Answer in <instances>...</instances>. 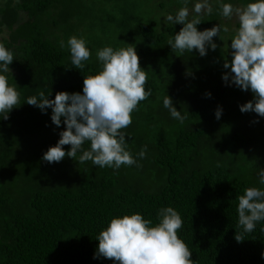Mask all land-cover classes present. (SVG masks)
<instances>
[{
	"label": "trees",
	"instance_id": "16d2710c",
	"mask_svg": "<svg viewBox=\"0 0 264 264\" xmlns=\"http://www.w3.org/2000/svg\"><path fill=\"white\" fill-rule=\"evenodd\" d=\"M224 1L236 9L254 2ZM80 3L0 0V43L14 54L11 74L6 75L19 93L8 119L0 115V264H114L93 258L97 237L109 221L139 212L155 226L159 209L166 207L182 218L178 236L191 251L193 264H264V221L245 233L237 212L238 197L247 188L264 189L259 182L264 118L241 113L240 106L253 99L251 91L222 80L228 71L223 65L232 60L233 51L222 37L225 31L213 38L216 50L209 48L201 57L197 50L178 54L168 45L183 25L164 33L155 21L138 25V39L132 38L141 43L132 45L148 77L145 89L152 95L140 102L132 124L121 130L137 165L114 171L67 156L52 164L42 159L66 125L62 120L57 128L51 109L44 114L27 99L40 92L49 99L58 92L83 94L84 77L102 70L94 56L99 43L91 27L88 42L97 46H88L89 61L82 70L71 63L67 41L83 36L73 25ZM224 21L218 22L220 28ZM197 27L204 31L214 26L201 21ZM225 27L226 34L239 28ZM166 95L187 115L183 124L164 108ZM218 108L223 109L219 120ZM70 147L65 145V151ZM83 148L88 150L90 143ZM142 150L146 154L140 159Z\"/></svg>",
	"mask_w": 264,
	"mask_h": 264
},
{
	"label": "clouds",
	"instance_id": "9594fccd",
	"mask_svg": "<svg viewBox=\"0 0 264 264\" xmlns=\"http://www.w3.org/2000/svg\"><path fill=\"white\" fill-rule=\"evenodd\" d=\"M205 10L212 11L207 0L195 4L192 11L197 17L189 19L188 8L179 9L175 16L165 17V23L183 25L174 39L168 40L173 52L183 54L197 50L204 57L209 48L216 50L213 38H220V26L198 31V15ZM222 15L226 18L235 15L239 23L231 39L232 60L225 61L223 67L228 71L222 75V80L226 86L251 91L253 99L240 106L241 113L251 112L264 118V0H254L243 9L235 10L232 4H224ZM61 47H65L63 42ZM67 48L71 63L82 70L91 57L86 39L72 36L67 41ZM96 57L102 70L94 76L84 77L83 94L58 92L54 99H49L40 92L26 101L44 114L51 109V121L57 128L62 120L66 125V130L59 133L57 144L43 154L42 159L49 164L59 163L67 156L74 161L78 159L80 164L91 161L95 166L114 171L122 166L137 165V159L127 150L126 136L121 130L132 124V113L140 102L152 95L150 89H145L146 71L140 66L134 45L118 50L106 46L96 52ZM13 62L14 54L0 43V115L3 119H8L19 103L17 84L10 85L6 75L11 74ZM163 106L181 124L187 119L168 95L163 98ZM222 113V108L216 110L218 120ZM86 142L90 143L88 150L83 148ZM65 145L71 146L67 152ZM78 153L81 154L78 156ZM145 154L142 150L138 156L143 159ZM259 182L264 185V170L260 172ZM238 200L239 226L243 232L251 233L258 222L264 221V189L249 187ZM157 218L159 222L155 226L139 212L112 218L97 237L98 247L93 258H107L114 264H193L191 251L178 236L183 224L178 212L172 207L161 208ZM235 239L239 241L240 237L236 235Z\"/></svg>",
	"mask_w": 264,
	"mask_h": 264
},
{
	"label": "rangeland",
	"instance_id": "374dc122",
	"mask_svg": "<svg viewBox=\"0 0 264 264\" xmlns=\"http://www.w3.org/2000/svg\"><path fill=\"white\" fill-rule=\"evenodd\" d=\"M3 3L5 4V1ZM80 4L73 25L78 29V34L83 35L82 37L86 39L87 46L92 48L96 44L88 42L92 35L87 32L91 27L93 38L96 43H99V46L93 49L95 58H97L96 52L106 46L118 50L132 45V43L135 45L141 43L140 40L134 41L132 38V35L137 38L134 32L137 31L140 24L155 21L158 25L157 29L162 33L168 28L177 27L178 24L165 23V17L169 14L175 16L184 5H188L190 8L195 5L191 0H183V2L181 0H81ZM160 4L163 5L162 9L158 7ZM221 4L229 3L224 0H207V5L211 7L212 11L208 13L205 10L202 14H199L200 22L204 21L216 26L219 24L220 19H223L226 23L225 26L228 25L234 28L239 26V23H235V19H237L235 15L232 18H226L222 15L223 6L218 9ZM242 6L245 7L246 5L243 4ZM193 9L194 7L190 10V14H192ZM124 11L125 13H123ZM191 16L194 18L197 17V14ZM224 25L221 26L220 32H223V29L226 28ZM233 34L235 36V33ZM233 34H226L225 31L224 35H221L227 40L226 43H231V39L234 37ZM225 48H227L226 45ZM230 55L232 56L231 51Z\"/></svg>",
	"mask_w": 264,
	"mask_h": 264
},
{
	"label": "bare ground",
	"instance_id": "6f19581e",
	"mask_svg": "<svg viewBox=\"0 0 264 264\" xmlns=\"http://www.w3.org/2000/svg\"><path fill=\"white\" fill-rule=\"evenodd\" d=\"M68 5V4H67ZM213 8V7H212ZM62 12V11H61ZM65 15V14H64ZM2 26V25H1ZM143 40V39H142ZM159 106V105H158Z\"/></svg>",
	"mask_w": 264,
	"mask_h": 264
}]
</instances>
